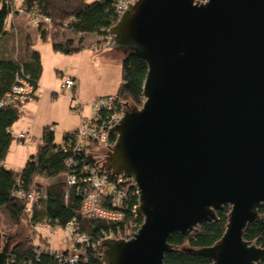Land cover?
Segmentation results:
<instances>
[{
    "label": "water",
    "instance_id": "1",
    "mask_svg": "<svg viewBox=\"0 0 264 264\" xmlns=\"http://www.w3.org/2000/svg\"><path fill=\"white\" fill-rule=\"evenodd\" d=\"M106 46L147 65L143 102L126 108L105 164L134 181L142 222L101 241L105 264H165L173 233L217 219L199 254L209 264H257L243 238L264 204V0H134ZM0 242V264H8Z\"/></svg>",
    "mask_w": 264,
    "mask_h": 264
},
{
    "label": "trees",
    "instance_id": "2",
    "mask_svg": "<svg viewBox=\"0 0 264 264\" xmlns=\"http://www.w3.org/2000/svg\"><path fill=\"white\" fill-rule=\"evenodd\" d=\"M115 3L116 0H22L19 6L26 11L48 17V22H39L36 26L40 39L49 40L54 51L71 54L82 49L81 34L92 32L103 40L108 39V28L117 20ZM19 6H15L12 0H0V39L7 33L9 15L15 13ZM65 29L79 33L77 40L56 41L55 35ZM98 43L100 42L96 45ZM120 67L121 81L114 94L124 100L128 108L141 105L146 63L137 55L127 53L121 58ZM40 74V55L30 42L16 48L12 53L0 54V215L12 227H16V230L22 224L28 229V233L21 235L13 244L9 243L14 236L6 241L9 249L8 264H60L54 255L56 250L45 239L40 238L44 245L35 241L34 236L39 233L37 226L43 224H50L52 228L70 224L89 236L93 246L79 252L74 264H105L101 260V241L107 237H128L142 222L141 215L133 211L138 195L132 180H123L125 195L121 197V206L116 207L124 212L125 217L121 221H111L96 215L81 214L86 186L82 183L80 167L82 163H91L94 159L93 154L74 153V143L67 145L64 150L62 142L66 141L65 133L62 141L56 143L53 132L44 129L36 149L20 170L7 167L4 163L13 139L11 127L26 103L9 101L6 94L19 78L27 79L36 89ZM89 147H93V144ZM68 159H71L70 165L67 164ZM66 174L75 175L77 182L68 185ZM50 178L54 180L42 184V180ZM35 187H42L45 193L37 201L17 195L18 190L29 192ZM102 205L111 207L109 198ZM229 211L230 206L223 205L215 211L216 220L203 222L195 230L185 234L173 233L169 239L172 250L165 254L164 263L209 264L210 260L198 251L220 240ZM258 214L259 218L248 223L244 229L243 238L264 249V204L259 205ZM18 232L20 233V229ZM257 264H264V258Z\"/></svg>",
    "mask_w": 264,
    "mask_h": 264
},
{
    "label": "built area",
    "instance_id": "3",
    "mask_svg": "<svg viewBox=\"0 0 264 264\" xmlns=\"http://www.w3.org/2000/svg\"><path fill=\"white\" fill-rule=\"evenodd\" d=\"M133 1L134 0H116L115 9L117 19ZM16 10L18 13L28 14L35 26H37L39 22L49 21L48 17L26 11L22 6H19ZM73 86L74 80L72 77L69 76L63 79L62 87L72 89ZM35 93V87L27 79L19 78L16 84L12 86L11 91L6 94V99L23 103L33 99ZM71 99L75 101V108L78 113L81 114L83 109L82 102L75 97H71ZM126 108V102L118 98L114 93L98 95L91 102V112L89 115L83 116L82 114L79 125L65 132L66 141L62 142V148H64V150H66L67 145L70 146L71 143H74L72 150L74 153L83 152L86 155L93 154L94 160L91 163H82L80 167L81 173L83 174L81 177L82 183L84 187L86 186L81 203V214L83 215H96L111 221H121L125 217L124 212L116 207L122 204L121 197L125 195V187L122 186L123 180L129 177L112 171V169L105 164V160L97 156V150L100 147L105 148L107 151L112 149L117 134L111 131V129L119 122ZM46 130L52 131V127L47 126ZM18 138L25 142L31 139L30 135L27 133H20ZM90 144H93V147H89ZM67 164H71V159H68ZM65 176L68 185H74L77 182L75 175L66 174ZM132 183L136 189L133 180ZM17 195L26 196L30 201H37L44 197L45 193L42 187H35L29 192L18 190ZM106 198H109L111 207L102 205V202ZM135 206L133 208L134 212ZM43 226L48 229L52 228L50 224H43ZM62 228L65 229L68 237L72 240L73 250L70 252L56 250L54 255L58 258L60 264H74L79 255L78 250L80 248L85 249L90 245L93 246V243L87 234L79 231L78 227L67 224Z\"/></svg>",
    "mask_w": 264,
    "mask_h": 264
},
{
    "label": "rangeland",
    "instance_id": "4",
    "mask_svg": "<svg viewBox=\"0 0 264 264\" xmlns=\"http://www.w3.org/2000/svg\"><path fill=\"white\" fill-rule=\"evenodd\" d=\"M86 1L91 2L94 0ZM12 2L14 3V0H12ZM22 15H25V13ZM71 35L73 36L74 33L71 30L65 29L55 35V40L62 41L65 37ZM90 35L91 33H88L86 38H88ZM107 41L108 39L103 40L102 38H97V42H100L98 44L101 45V49L108 48L106 46ZM36 49L40 51L41 55V76L39 79V87L41 86V88L39 92L35 94L37 99L30 101L29 105H27V113H21L14 122L12 126V134L17 137V133L19 131H26L28 129L27 126H29L32 122L30 126H33L31 130L34 131H32V133L35 137L42 135L43 130L46 129L47 126H51L53 129L54 141L56 143H60L62 141L64 132L77 127L82 114L84 115L90 113L89 106L86 104L84 111L82 110V113L79 114L75 108V101H72L71 99L70 89L68 90L61 85L63 79L70 74L68 69H71L76 64V56L78 55H68L59 51H54L49 40L42 41L40 38L38 39ZM114 53L116 56L120 57L121 60L123 55L115 51ZM85 54L86 53H84V55ZM85 58L87 59L90 67L88 69L82 68L81 89L83 91V95L92 93L94 91L97 93V95L115 93L117 86L121 81L120 63L113 61L109 62L105 59L103 60L98 58V66H94L92 65L93 60L91 56ZM44 88L47 90H44ZM54 95L55 98H53ZM25 145L26 144L24 142L19 140L17 141L16 138H13L4 163L8 165L7 163L13 162L16 163L14 165L19 166L25 164L27 160V155L23 151L26 150ZM34 148L35 144L30 142V151H33ZM97 151V156H99V158L102 160H106L108 151L103 147H100ZM60 178L62 177L60 176ZM41 182L43 185H45L49 181L46 182L42 180ZM37 228L39 233L35 234L34 236L36 242L44 245L43 241L40 240V238H43L47 243H49V246L55 250L65 252H70L73 250L72 240L68 237L64 228L57 227L54 229H48L44 226H37ZM19 229L20 233H17ZM19 229L16 230V227H12L7 222V220L0 215L1 245H3L6 241L8 242L10 236H14V239H11L9 243L13 244L21 235L28 233V229L24 224H22ZM84 250V248H80L78 252H83Z\"/></svg>",
    "mask_w": 264,
    "mask_h": 264
},
{
    "label": "crops",
    "instance_id": "5",
    "mask_svg": "<svg viewBox=\"0 0 264 264\" xmlns=\"http://www.w3.org/2000/svg\"><path fill=\"white\" fill-rule=\"evenodd\" d=\"M21 2H22V0H20V1L14 0V5L15 6H19V5H21ZM73 33H74L73 36L71 35V36L65 37L64 40L65 39L77 40V38L79 37L80 34L79 33H75V32H73ZM87 34L88 33L81 34V36L83 38V47H82V49L79 50L78 52L68 54V55H78V56H76L77 61H76V64L74 65V67H72L71 69H68L70 74L67 77L70 76L74 80V86L72 87V89H70L71 97L78 98L81 102H83L82 103L83 104V109H82L83 111H84V108L86 107V104H88L89 112H91V102L98 95H97V93L95 91L92 92V93H88V94L83 95V91L81 89V75H82L81 72H82V68L88 69L90 67V65H89V63H88V61H87V59L85 57L91 56L92 60H93V64L92 65H94V66H98V62H97L98 58L99 59H103V60L105 59V60H107L109 62L113 61V62L120 63V57L116 56L114 51L115 52H119V54H121V52L118 51V50L110 49V48L101 49L100 48L101 45H98V44L96 45L97 38H98L97 35L95 33L91 32V35L88 38H86ZM39 38L40 37H39L38 30H37L36 26H34L30 16L27 15V14L22 15L21 13H18L16 11L15 13L10 14L9 17H8L7 33H6V35H4V37H2L0 39V54L7 55L9 53H12L16 48L21 47L26 42L32 43V47L34 49H36L37 42H38ZM84 51H86V52H84ZM38 52H39V55H40V51H38ZM84 53H86V54L84 55ZM87 55H89V56H87ZM71 57H73V56H71ZM40 60H41V58H40ZM40 76H41V74H40ZM40 88H41V86L39 87V80H38V87L36 88V93L35 94H37L39 92ZM44 90H47V89L44 88ZM55 95H54L53 98H55ZM99 95H104V94H99ZM36 99H37V96H34L33 99L27 101L24 104V106L22 107V113H27V105H29L30 101H34ZM84 115L86 116V115H89V114H84ZM31 124H32V122L30 123V125ZM30 125L27 126L28 129L26 131H19L17 133V137H15L12 134L13 138H16L17 141L19 140V141L24 142L26 144L25 145V149L26 150H23V151L27 155V158L36 149V144H37L38 140L41 137V135L40 136H36V137L34 136V134L32 133L33 130H31V128L33 126H30ZM11 132H12V127H11ZM24 132H27V134L30 135V138H31L30 141L25 142V141H22V140H20L18 138L19 134L20 133H24ZM52 132H53V129H52ZM65 132H67V131H65ZM30 142L32 144H35V148H34L33 151H30V149H29ZM9 147H10V145H9ZM8 150H9V148H8ZM7 164L8 165L5 164L7 167H10V168H13V169H17V170H20L24 166V164H22L20 166L19 165H14L16 163H13V162L12 163H7ZM15 166H18V167H15ZM53 180L54 179L50 178V179H45L44 181L51 182ZM49 182H47V183H49Z\"/></svg>",
    "mask_w": 264,
    "mask_h": 264
}]
</instances>
